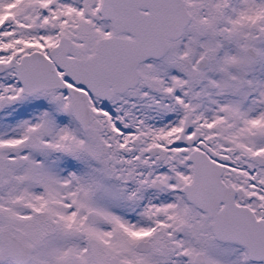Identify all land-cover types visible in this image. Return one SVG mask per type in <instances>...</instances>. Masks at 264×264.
I'll list each match as a JSON object with an SVG mask.
<instances>
[{
	"label": "snow or ice",
	"instance_id": "obj_1",
	"mask_svg": "<svg viewBox=\"0 0 264 264\" xmlns=\"http://www.w3.org/2000/svg\"><path fill=\"white\" fill-rule=\"evenodd\" d=\"M0 264H264V0H0Z\"/></svg>",
	"mask_w": 264,
	"mask_h": 264
}]
</instances>
